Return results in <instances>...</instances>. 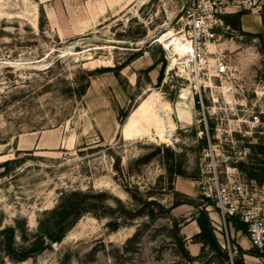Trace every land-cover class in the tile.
<instances>
[{"label": "rangeland", "instance_id": "374dc122", "mask_svg": "<svg viewBox=\"0 0 264 264\" xmlns=\"http://www.w3.org/2000/svg\"><path fill=\"white\" fill-rule=\"evenodd\" d=\"M103 2L0 0V264H231L225 234L213 226L216 251L193 238L196 257L183 229L204 212L217 219L198 185L213 157L223 180L264 169L263 40L241 32L238 15L222 16L224 30L197 67L157 42L167 29L187 33L180 0H130L117 17L91 19ZM75 20L87 31L60 37ZM87 37L108 48L65 56L75 43L78 53L92 49ZM145 54L157 77L143 94L150 72H139L130 106L118 112L120 125L132 112L126 140L106 142L85 104L89 74L115 76Z\"/></svg>", "mask_w": 264, "mask_h": 264}, {"label": "built area", "instance_id": "2783aa9c", "mask_svg": "<svg viewBox=\"0 0 264 264\" xmlns=\"http://www.w3.org/2000/svg\"><path fill=\"white\" fill-rule=\"evenodd\" d=\"M262 0H180L182 8L180 21L187 33L183 36L191 43L194 52L191 62L198 67L203 61L209 45L217 36V31L224 30L222 16L237 15L244 12H254ZM227 67L219 60L217 71L226 73ZM223 172L219 170L214 157L209 163L208 176L198 185L201 194L214 203L217 219L213 226L221 233L227 242L224 249L230 255L231 264L237 256L235 247L231 244V230L236 223L244 227L251 246L264 251V181L248 180L237 174L222 179Z\"/></svg>", "mask_w": 264, "mask_h": 264}, {"label": "crops", "instance_id": "0c3cea01", "mask_svg": "<svg viewBox=\"0 0 264 264\" xmlns=\"http://www.w3.org/2000/svg\"><path fill=\"white\" fill-rule=\"evenodd\" d=\"M130 6V0H104L99 10H92L91 19L96 20L99 17L104 16L107 11H113V17L119 16L125 8ZM240 15L239 28L241 32L245 34L254 35L262 38L264 44V0L261 1L259 8L254 12H244L237 14ZM49 19L52 21L54 17L49 13ZM54 23V21H52ZM65 23L59 29L60 37H69L72 35L80 36L89 28L88 23H81L75 20L74 27H68ZM264 58V54H263ZM105 66V65H102ZM159 66L148 55H140L137 59L129 63L128 66L121 70V77L126 81L125 85H122L120 80L112 74H104L98 77L92 78L91 85L84 97L85 104L89 112L91 113V119L93 125L98 130L102 139L106 142H113L118 137L124 138V129L126 122L130 118L132 112L127 118L125 124H119V111L127 109L131 104L130 89H136L138 87V74L141 71H149L150 82L147 84L146 89L143 90V94L150 91L148 86L154 83V78L157 77ZM131 69V72H126ZM127 73V74H125ZM174 124V123H173ZM171 128V126H170ZM177 189L182 186L181 192L191 196L194 194V190L187 188L186 184L176 182ZM180 191V190H179ZM212 220L214 217L211 218ZM216 219V218H215ZM200 233V228L197 220H192L184 229L183 235L188 242V249L194 256H198L201 251V245L192 243V239ZM232 239L234 241V247L237 253L242 250L244 253L239 255V259L242 264H264V257L253 255L255 250L244 231L236 224L231 230ZM238 255V254H237Z\"/></svg>", "mask_w": 264, "mask_h": 264}, {"label": "trees", "instance_id": "16d2710c", "mask_svg": "<svg viewBox=\"0 0 264 264\" xmlns=\"http://www.w3.org/2000/svg\"><path fill=\"white\" fill-rule=\"evenodd\" d=\"M237 18H238V21H239L240 15H238ZM263 53H264V51H263ZM132 61H134V60H131L130 62H127L122 67V69L125 68L126 66H128L129 63H131ZM122 69L120 68L119 72L115 73V76L117 78L120 77V74H121L120 71ZM94 76H95V74H92V73L89 74V83H90V80ZM89 83L86 86V88H85V90L83 92V95H85V93L87 91V88L89 87ZM129 115H130V111H129L128 114L125 115V117H127ZM257 171H261V172L263 171V172H262V174H258ZM250 179L251 180H256V181H258L260 183L263 182L264 181V169L261 170V169H258V168H253V172L251 173ZM59 213H60L61 216H63L66 219L70 218V219H74L75 220V217L77 219H80L82 216H84L86 213H89V212H59ZM197 223H198L199 228H200V233L196 237H194V239L197 240V243H201L203 246H206V245L211 246L213 249H215V251L217 249H219L218 248L219 247L218 246V241H217V239L215 237V234H214L215 230L213 228V224H212V221H211V218H210L209 214L207 212H204V213L200 214V217H198V219H197ZM236 225L239 226L240 228L244 229V227L241 224L236 223ZM63 237L60 236V237H58V239H54V238L51 237L50 240L58 243V242L62 241ZM40 249H41V246H38V247L34 248L31 251L35 252V251H39ZM242 253H244V252L242 250H240L238 252V255H240ZM252 254L256 255V256L264 257V251L261 252L259 250H254L252 252ZM27 255H25L20 261L24 262L27 259H29V256H27ZM186 258L189 261H193L194 260V258H192L189 254L186 255ZM229 259H230V257L227 255V260H229ZM234 264H242V261L236 256L234 258Z\"/></svg>", "mask_w": 264, "mask_h": 264}, {"label": "bare ground", "instance_id": "6f19581e", "mask_svg": "<svg viewBox=\"0 0 264 264\" xmlns=\"http://www.w3.org/2000/svg\"><path fill=\"white\" fill-rule=\"evenodd\" d=\"M144 2L141 3V5L143 4ZM167 27V26H166ZM174 32L170 29H167L166 33H164L162 36H160L157 40V42L159 44H165L166 46H164L165 49L169 50L172 48V47H176L177 48V51L178 52V57H181V59H187L189 58V62L191 61L190 57H191V54L194 52V49L192 48L191 46V43L190 41L187 39H185L183 36L182 37H176L175 35H173ZM144 43V42H143ZM141 45V44H140ZM74 46L76 47V43L75 45H69V47H67V49L65 50V56H78V55H81L86 52H91V50L93 51V49H96V50H103V49H107L108 47L107 46H99V45H91L90 47L92 49H86L84 50L83 52L81 53H78L76 51H74ZM172 50V49H171ZM137 51V50H136ZM82 58V56H81ZM48 59V58H47ZM92 57L90 55H88L87 57L84 58V60L86 61H89L91 60ZM44 61V60H43ZM177 59H175L174 62H176ZM186 61V60H185ZM42 63V62H41ZM141 109H143V106H141L138 110V112L141 111ZM169 133V132H167Z\"/></svg>", "mask_w": 264, "mask_h": 264}, {"label": "water", "instance_id": "95a60500", "mask_svg": "<svg viewBox=\"0 0 264 264\" xmlns=\"http://www.w3.org/2000/svg\"><path fill=\"white\" fill-rule=\"evenodd\" d=\"M82 41L89 44V45H93V44H98V43L103 42V39L100 37H87V38H83ZM72 49H74V48H72Z\"/></svg>", "mask_w": 264, "mask_h": 264}]
</instances>
